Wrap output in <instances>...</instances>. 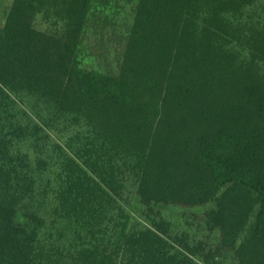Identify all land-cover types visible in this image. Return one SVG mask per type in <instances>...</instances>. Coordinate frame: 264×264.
<instances>
[{
  "label": "trees",
  "instance_id": "obj_1",
  "mask_svg": "<svg viewBox=\"0 0 264 264\" xmlns=\"http://www.w3.org/2000/svg\"><path fill=\"white\" fill-rule=\"evenodd\" d=\"M108 1L5 11L0 264H264V0H129L83 67Z\"/></svg>",
  "mask_w": 264,
  "mask_h": 264
},
{
  "label": "rangeland",
  "instance_id": "obj_2",
  "mask_svg": "<svg viewBox=\"0 0 264 264\" xmlns=\"http://www.w3.org/2000/svg\"><path fill=\"white\" fill-rule=\"evenodd\" d=\"M10 2L11 0H0V24L3 23ZM133 6L134 1L129 0H109L95 4L96 22L91 21L87 25L82 40L80 61L83 67L97 70L115 69L113 38L126 34L131 25ZM36 25L39 28H48L52 23L38 15ZM57 26H60V23H57ZM100 32L105 35L101 41Z\"/></svg>",
  "mask_w": 264,
  "mask_h": 264
}]
</instances>
